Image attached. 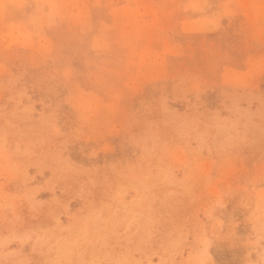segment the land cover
<instances>
[{"label":"rangeland","instance_id":"1","mask_svg":"<svg viewBox=\"0 0 264 264\" xmlns=\"http://www.w3.org/2000/svg\"><path fill=\"white\" fill-rule=\"evenodd\" d=\"M0 264H264V0H0Z\"/></svg>","mask_w":264,"mask_h":264}]
</instances>
